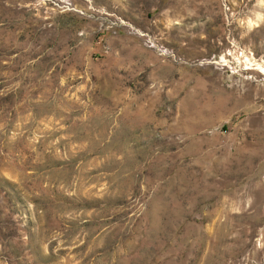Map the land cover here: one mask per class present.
Listing matches in <instances>:
<instances>
[{"label": "rangeland", "instance_id": "374dc122", "mask_svg": "<svg viewBox=\"0 0 264 264\" xmlns=\"http://www.w3.org/2000/svg\"><path fill=\"white\" fill-rule=\"evenodd\" d=\"M0 264H264V0H0Z\"/></svg>", "mask_w": 264, "mask_h": 264}]
</instances>
